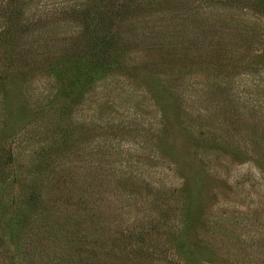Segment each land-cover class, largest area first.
Instances as JSON below:
<instances>
[{"label": "rangeland", "instance_id": "obj_1", "mask_svg": "<svg viewBox=\"0 0 264 264\" xmlns=\"http://www.w3.org/2000/svg\"><path fill=\"white\" fill-rule=\"evenodd\" d=\"M78 263L264 264V0H0V264Z\"/></svg>", "mask_w": 264, "mask_h": 264}, {"label": "trees", "instance_id": "obj_2", "mask_svg": "<svg viewBox=\"0 0 264 264\" xmlns=\"http://www.w3.org/2000/svg\"><path fill=\"white\" fill-rule=\"evenodd\" d=\"M258 4H259V3H258ZM115 6H125V5H123V4L120 5V4L116 3ZM105 9H106V8H105ZM114 13H115V12H114ZM118 15H119V14H116V17H117ZM109 18H112V15H110ZM97 44H99V41H98ZM78 253H79V252H78ZM78 253H75L74 256L79 255ZM79 256H80V255H79ZM78 264H79V263H78Z\"/></svg>", "mask_w": 264, "mask_h": 264}]
</instances>
